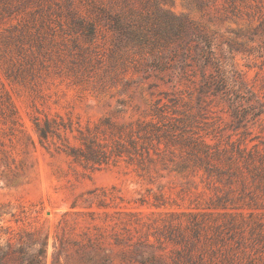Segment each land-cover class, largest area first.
I'll return each instance as SVG.
<instances>
[{"label":"rangeland","instance_id":"obj_1","mask_svg":"<svg viewBox=\"0 0 264 264\" xmlns=\"http://www.w3.org/2000/svg\"><path fill=\"white\" fill-rule=\"evenodd\" d=\"M129 9L137 21L163 11L185 18L191 38L165 47L120 37L107 15ZM205 61L207 73L235 85L249 133L231 126L223 103L198 101ZM156 107L168 115L164 122L187 121L194 137L223 155L259 154L253 200L207 208L229 186L237 194L239 176L228 185L223 175L181 168L176 149L166 168L143 175L135 156L91 171L67 155L68 145L80 144L79 129H93L104 116L157 120ZM45 118L71 127L48 148L35 127ZM225 211L241 212L246 236L250 229L264 235V0H0V246L11 254L0 264L30 263L43 252L44 264H139L130 252L140 243L168 260L175 247L168 225L185 230L186 213H210L209 234ZM263 238L232 253L264 264Z\"/></svg>","mask_w":264,"mask_h":264},{"label":"trees","instance_id":"obj_2","mask_svg":"<svg viewBox=\"0 0 264 264\" xmlns=\"http://www.w3.org/2000/svg\"><path fill=\"white\" fill-rule=\"evenodd\" d=\"M132 11L133 9H129L130 14L120 12L115 15L112 13L107 15L113 20L111 28L120 37L149 46L162 43L165 47L170 43L182 46L185 38H191L192 24L185 18L163 11L161 15L155 17L147 13L137 21L133 17ZM100 12L105 13L106 11L104 8H100ZM69 13L72 16L75 14L73 10H69ZM148 24L150 26H147ZM92 26V23H89L86 29L92 32ZM175 51L176 48L173 52ZM206 67L207 61L203 62L200 67L201 84L198 88V101L204 102L209 99L211 102L223 103L229 109L231 126L234 129L243 127L245 132L249 133L250 130L247 126L249 112L243 111L234 103L237 92L234 88L235 85L228 86L227 80L221 73H207ZM239 85H242V82ZM173 99L175 100V98L169 97L170 101ZM258 114V111L253 112L254 116ZM151 115L152 118L158 119L118 122L110 116H104L100 118L93 129H87L86 132L79 129L80 144L68 145L66 153L74 162L91 171L104 164L114 163L124 155L129 160H133L132 157L135 156L138 167L142 171L140 175H143L149 174L151 170L158 171L159 165L166 168V155L174 154V149H176L183 157L179 164L181 168L191 165L195 169L203 170L207 178L215 174L223 175L226 177L225 182L228 185L233 183V177L239 176L240 185L236 189L238 193L230 195L234 190H231L229 186L222 195L211 196L207 201V208L227 209L231 207L236 209L239 207L238 201H245V197L253 200V195L260 191L259 154L253 151L247 153L239 151L237 156L223 155L202 139L194 137L191 129H188L190 124L187 121L176 119L175 122L171 120L164 122L163 120L169 119V117L162 107H156L155 112ZM35 127L39 141L46 148L49 147V143L54 137L60 138L61 129L71 128L64 121L50 118H45L43 122L36 121ZM208 184V188H210V181ZM221 214L226 218L221 224H210L211 233L209 234L205 233L204 223L206 224L205 216L210 213H186L189 223L184 228L185 230L178 226L168 225L167 238L175 245L168 260L153 249L145 253V248L141 243L131 250L130 258L139 264H251V260L245 262L232 252L234 249L246 245V240L257 243L260 239L261 242L264 235H253L254 231L250 229V235L246 236L240 227L241 222H237V216H241V212L225 211ZM231 242L232 244H230ZM9 255H11L9 250L0 246V262ZM44 257L45 253L43 252L40 257L35 256L32 262L26 264H44ZM105 260H108L107 256Z\"/></svg>","mask_w":264,"mask_h":264}]
</instances>
